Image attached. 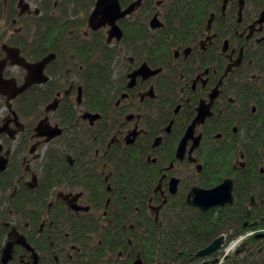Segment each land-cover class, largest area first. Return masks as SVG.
Segmentation results:
<instances>
[{
  "label": "flooded vegetation",
  "instance_id": "1",
  "mask_svg": "<svg viewBox=\"0 0 264 264\" xmlns=\"http://www.w3.org/2000/svg\"><path fill=\"white\" fill-rule=\"evenodd\" d=\"M0 1V60L6 59L3 77L14 79L19 86L27 76L24 67L11 63L4 46L17 48L19 55L29 62L53 54L42 70L47 76L45 81L29 85L14 98L0 95V106L5 104L10 113L0 124L6 129L0 132L1 153L11 150L7 167L15 158L19 170L16 180L30 189L36 188L41 164L36 172L35 164L22 168L24 162L44 156L37 149L46 143L34 136V127L47 117L51 125L62 128V133L55 137L59 138L65 127L58 108L71 99L76 108L77 131L88 132L98 142L92 152L83 154L82 161L92 162L105 182L106 191L104 199L98 201L85 186L53 187L45 208L35 215V225L30 216L18 224L17 214L10 210V217L2 221L7 232L1 250L12 242L11 257L6 264H33V252L37 255L36 264H85L82 243L75 235L82 228L86 230L83 239H92L93 234L87 229L94 220L108 216L110 168L103 160L114 146H136L145 162L155 165L158 182L148 199L155 218L162 206L173 199H183L189 206L201 210L186 200L192 188L211 189L228 180L232 202L201 211H221L236 201L237 194H245L247 221L244 226L264 224V215L253 213V208L264 202V0H210L215 2V7H206L200 23L188 31L181 28L173 10L181 0H140L115 20L121 31L120 38L110 35L111 25L107 22L92 26L90 16L97 0ZM117 1L124 11L139 0ZM167 7H171L168 19ZM167 20L170 35L166 39L160 32L167 27ZM52 22L54 29L50 28ZM143 24L144 35L130 47L125 40L127 30L135 35L137 27ZM163 40L165 44L160 47ZM42 44H49L45 47L46 53L38 59L31 58L32 52L42 50L39 47ZM96 44L112 58L114 82L107 86V107L100 111L87 107L82 79L88 71L86 64L95 63ZM14 68L21 72L11 74ZM50 91H53L51 95ZM32 93L47 99L41 104V110L27 117L16 110V100ZM53 103L55 108L47 109ZM11 111L15 112L18 125ZM87 112L97 113L99 117L90 121L84 116ZM55 117L57 120L52 122ZM6 122L8 125H4ZM28 125L31 131L26 136ZM12 130L14 137L10 138ZM103 131H107L106 136L101 135ZM24 137L29 146L21 155H16V146ZM185 137V144L179 149ZM33 145L35 148L31 151ZM26 151L31 159H27ZM66 158L71 166L75 163L70 154ZM172 178L178 180L174 193L169 188ZM15 193L16 188L10 199H17ZM152 206L159 208L155 210ZM99 224L101 229L105 225L103 221ZM71 229L75 230L74 235ZM15 233L23 235L32 250L15 242ZM220 235H224L221 246L209 254L195 253L192 264H215V258L216 264H220L224 257L240 256L254 246L261 252L264 245V228L250 229L230 240L225 233ZM28 236L36 243L43 240L47 244L33 245ZM250 236H254L257 245L247 242ZM131 255L118 250L115 261L121 262ZM1 256L2 252L0 264ZM138 258V264H145L139 251L133 261Z\"/></svg>",
  "mask_w": 264,
  "mask_h": 264
},
{
  "label": "trees",
  "instance_id": "2",
  "mask_svg": "<svg viewBox=\"0 0 264 264\" xmlns=\"http://www.w3.org/2000/svg\"><path fill=\"white\" fill-rule=\"evenodd\" d=\"M206 7H215V2L181 0L178 2V7H173V10L176 11L181 28L188 31L189 28H194L200 23ZM170 12L171 7H167L166 19ZM50 25V28L54 29V22ZM168 27L169 20H167V27L160 32V36L166 39L170 35ZM141 31H145V24L137 27L135 35L127 30L128 35L125 40L130 47L132 44L134 46L135 40L142 36ZM164 44L165 40L159 43L160 47ZM46 46L49 44L40 45L42 50L32 52L31 58H40L46 53ZM95 54V63L86 64L88 71L82 75V79L87 107L100 111L107 107L105 98L107 86L114 83L111 80L112 58L103 48H100L99 44H96ZM52 93L53 91H50L49 94ZM30 98L32 99L28 100ZM45 98L38 93H32L31 96L21 95L16 100V110L29 117L41 110V104L47 99ZM58 109L60 121L65 130L57 138L59 145L50 147L44 152L42 170L36 188L30 189L16 180L19 170L15 158H12L10 165L0 172V253L7 232L2 221L10 217L9 211L12 210L17 214L18 224L22 219L30 216L31 223L35 225V217L41 213L42 208H45L46 198L49 197L53 187L85 186L95 194L96 200L100 201V198L105 197V182L93 168L91 161L87 163L82 161L85 158L83 154L92 152L98 142L94 141L92 136L87 134L88 132L77 131L76 108L71 99ZM30 131L31 125H28L26 136ZM104 134L106 136L107 131H103L101 135ZM26 146L24 137L17 144L15 154L21 155ZM66 154H70L75 160L72 166L68 163ZM79 159L82 162L81 168L78 166ZM103 162L110 168L107 180L111 186V190L107 192L111 200L108 216L103 220H94V224L87 229V232L93 234L92 239L85 238L86 241L83 239L82 235L86 230L82 228L78 229V234L75 235L82 243L85 264H133L135 261L133 257L138 251L145 264H192L195 253L220 234L225 233L227 240H230L250 229L264 228V224L253 227L244 226L247 221L244 215L247 202L245 194H237L236 201L232 205H227L218 212H204L189 206L183 199L171 198L173 200L164 204L155 218V213L148 206V199L153 195L159 177L155 165L146 163L145 157L136 146L123 148L114 146ZM15 188L17 199L12 200L10 195ZM253 213L264 215V202L253 208ZM107 219L108 223L105 222ZM100 221L105 224L102 229ZM131 224L132 228L129 227ZM71 233L74 235L75 230L71 229ZM246 240L252 245L258 243L254 240V236ZM28 241L41 247L47 244L43 240L36 243L30 239V236ZM118 250L132 253V255L121 262L115 261ZM220 264H264V245L261 252H258L257 247L254 246L240 256L232 254L224 257Z\"/></svg>",
  "mask_w": 264,
  "mask_h": 264
},
{
  "label": "water",
  "instance_id": "3",
  "mask_svg": "<svg viewBox=\"0 0 264 264\" xmlns=\"http://www.w3.org/2000/svg\"><path fill=\"white\" fill-rule=\"evenodd\" d=\"M140 0L137 1L135 4L130 5L129 8H127L124 11H121L119 8V4L117 0H97L94 10L91 13L90 16V22L93 27L100 26L102 24H105L106 22L111 25V32L110 35H114L117 38H120L121 31L119 27L116 25L115 20L121 16H124L126 13H128L134 5L139 4ZM27 6V4H25ZM155 20V19H154ZM95 21V22H94ZM94 22V23H93ZM98 22V23H97ZM98 24V25H97ZM5 50L8 53V57L11 60L12 64L20 65L24 67L27 70V76L22 85L17 86L14 79H5L2 75L3 68L5 66L6 59L0 60V95H6L7 98H14L18 93L23 91L25 88H27L29 85L33 83H40L41 81H45L47 79V76L43 74V67L47 62H49L53 56V54H48L39 61L36 62H29L24 57L19 55V50L17 48H10L7 46H4ZM78 101L80 99V94H78L77 97ZM55 104H50L47 106V109H54ZM13 115V120L17 121V116L14 111H11ZM84 116H88L90 121H93L97 117H99V114L94 113H85ZM18 125V123L16 122ZM4 125H8L7 122L4 123ZM21 127V126H20ZM5 127L0 126V132L5 131ZM11 131V130H10ZM34 136L43 138L44 142L47 143L51 139L59 136L62 133V128H60L58 125H51L48 121L47 117H44L40 119L36 126L34 127ZM10 138L14 137L13 130L12 133L9 134ZM186 137L182 139L179 149L185 144ZM33 148H35V145L31 148V151H33ZM3 150V145L0 143V172L5 170L8 163V154L10 153V149H6L4 154L1 153ZM69 161L71 162L72 159L69 158ZM177 179L172 178L169 182V188L172 193L176 191V185H177ZM231 184L230 181L225 180L222 184L219 186H216L211 189H203L199 187H193L191 192H189L187 196V202L191 205L199 207L201 210H206L211 206L214 205H224L225 203H231L232 193H231ZM190 196H192V199H190ZM66 197V196H65ZM153 209L157 210L159 207L152 206ZM16 240L15 242L21 243L23 246H25L28 250H32V246L26 242L25 237L20 234H16ZM224 235H220L213 239L208 245L201 248L196 252V255H205L209 254L212 251L218 249L221 244L223 243ZM11 245L12 242H8L7 245L3 248L2 251V264H6L8 259L11 257ZM36 253L33 252V264H36ZM218 261L217 258L213 260V263H216ZM140 262V259H136L133 264H138Z\"/></svg>",
  "mask_w": 264,
  "mask_h": 264
},
{
  "label": "rangeland",
  "instance_id": "4",
  "mask_svg": "<svg viewBox=\"0 0 264 264\" xmlns=\"http://www.w3.org/2000/svg\"><path fill=\"white\" fill-rule=\"evenodd\" d=\"M19 72H21V69H19V68H14L10 73L11 74H18ZM19 76V75H18ZM71 79V77L69 78V80ZM76 97V92H75V94H73V99ZM2 99V98H1ZM2 101L4 102V100L2 99ZM10 116V113H9V109L6 107V105L4 104H2L1 106H0V124H2L3 123V120L5 119V117L6 116ZM49 115H52V114H49ZM55 115V114H54ZM55 120H57V118L55 117V119L54 120H52L51 119V121L52 122H55ZM12 143V145L13 144H15V142L14 141H12L11 142ZM11 145V146H12ZM59 145V142H58V140H57V138H53L52 140H50L48 143H46L45 145H40L39 147H38V149H37V152L40 154H43L48 148H50V147H54V146H58ZM28 146H29V144H28ZM28 146H27V148H28ZM28 153V151H26V153L25 154H27ZM27 159H31L30 158V155H28L27 154ZM32 164H35L34 166H35V171L34 172H36V170H37V168L39 167V165L41 164L42 165V159H41V157H39V158H37L35 161L34 160H30V161H26V162H24L23 163V165H22V168H23V166L24 165H31L32 166ZM29 181H31V179H30V177H29ZM32 182V181H31ZM235 243V242H234ZM234 243H232V244H234ZM231 247H233L232 245H230Z\"/></svg>",
  "mask_w": 264,
  "mask_h": 264
}]
</instances>
